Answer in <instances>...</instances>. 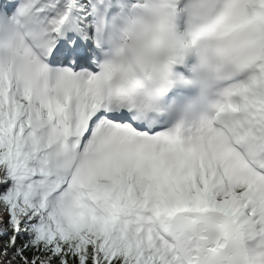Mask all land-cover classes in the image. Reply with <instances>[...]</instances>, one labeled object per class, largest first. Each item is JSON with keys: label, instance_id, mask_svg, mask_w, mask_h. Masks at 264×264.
<instances>
[{"label": "snow or ice", "instance_id": "obj_1", "mask_svg": "<svg viewBox=\"0 0 264 264\" xmlns=\"http://www.w3.org/2000/svg\"><path fill=\"white\" fill-rule=\"evenodd\" d=\"M0 264H264V0H0Z\"/></svg>", "mask_w": 264, "mask_h": 264}]
</instances>
